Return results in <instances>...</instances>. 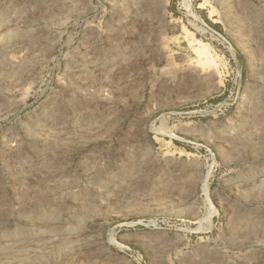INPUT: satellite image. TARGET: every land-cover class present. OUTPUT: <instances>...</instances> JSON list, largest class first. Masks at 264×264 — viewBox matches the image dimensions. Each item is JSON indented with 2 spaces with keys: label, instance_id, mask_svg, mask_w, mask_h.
<instances>
[{
  "label": "rangeland",
  "instance_id": "1",
  "mask_svg": "<svg viewBox=\"0 0 264 264\" xmlns=\"http://www.w3.org/2000/svg\"><path fill=\"white\" fill-rule=\"evenodd\" d=\"M0 264H264V0H0Z\"/></svg>",
  "mask_w": 264,
  "mask_h": 264
}]
</instances>
